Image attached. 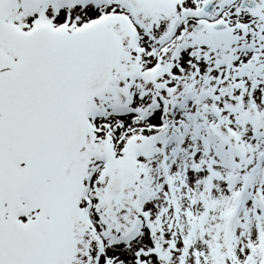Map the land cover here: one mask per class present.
Listing matches in <instances>:
<instances>
[{"label": "snow or ice", "instance_id": "6c2138e0", "mask_svg": "<svg viewBox=\"0 0 264 264\" xmlns=\"http://www.w3.org/2000/svg\"><path fill=\"white\" fill-rule=\"evenodd\" d=\"M0 264H264V0H0Z\"/></svg>", "mask_w": 264, "mask_h": 264}]
</instances>
